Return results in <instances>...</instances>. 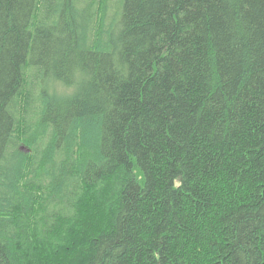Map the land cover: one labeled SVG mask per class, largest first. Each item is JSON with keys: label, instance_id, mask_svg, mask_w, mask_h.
Here are the masks:
<instances>
[{"label": "trees", "instance_id": "1", "mask_svg": "<svg viewBox=\"0 0 264 264\" xmlns=\"http://www.w3.org/2000/svg\"><path fill=\"white\" fill-rule=\"evenodd\" d=\"M0 264H264V0H0Z\"/></svg>", "mask_w": 264, "mask_h": 264}, {"label": "rangeland", "instance_id": "2", "mask_svg": "<svg viewBox=\"0 0 264 264\" xmlns=\"http://www.w3.org/2000/svg\"><path fill=\"white\" fill-rule=\"evenodd\" d=\"M55 88H56L57 91H59V92H60V91H63L62 89H64V87H63L62 85H57V86H55ZM22 149H23V150H26V147H23V146H22Z\"/></svg>", "mask_w": 264, "mask_h": 264}]
</instances>
